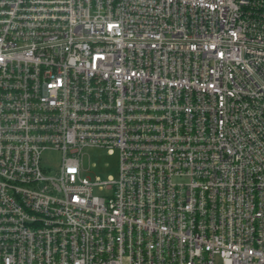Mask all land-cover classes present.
<instances>
[{
	"label": "built area",
	"instance_id": "1",
	"mask_svg": "<svg viewBox=\"0 0 264 264\" xmlns=\"http://www.w3.org/2000/svg\"><path fill=\"white\" fill-rule=\"evenodd\" d=\"M0 264H264V0H0Z\"/></svg>",
	"mask_w": 264,
	"mask_h": 264
},
{
	"label": "rangeland",
	"instance_id": "2",
	"mask_svg": "<svg viewBox=\"0 0 264 264\" xmlns=\"http://www.w3.org/2000/svg\"><path fill=\"white\" fill-rule=\"evenodd\" d=\"M62 154L55 150H46L42 155V166L48 170H57L61 164ZM119 168V150L110 151L105 148L89 147L84 150L83 169L84 174L89 171L95 179L108 181L116 179ZM95 194H106L95 188Z\"/></svg>",
	"mask_w": 264,
	"mask_h": 264
}]
</instances>
